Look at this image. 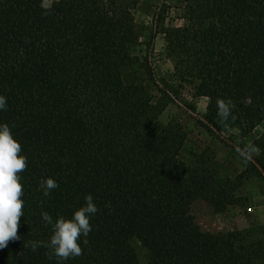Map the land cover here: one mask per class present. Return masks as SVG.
<instances>
[{"label": "trees", "instance_id": "16d2710c", "mask_svg": "<svg viewBox=\"0 0 264 264\" xmlns=\"http://www.w3.org/2000/svg\"><path fill=\"white\" fill-rule=\"evenodd\" d=\"M128 9L121 0H0V94L7 98L0 122L27 157L20 239L0 249V264H56L48 249L25 245L49 239L42 212L70 216L86 194L98 209L88 243L64 264L264 260V241L199 227L192 203L216 210L241 205L240 186L201 155L184 158L181 127L157 119L183 99L185 87L191 98H205L196 123L211 133L237 127L247 138L264 126V0H183L174 10L160 9L154 29L172 62V81L155 77L148 54L132 52ZM176 9L181 12L165 24ZM130 66L143 78L126 77ZM223 98L233 101L235 118L220 123L216 101ZM251 144L258 151L252 165L264 173V129ZM47 177L58 187L44 197L39 185ZM131 239L149 261L138 260Z\"/></svg>", "mask_w": 264, "mask_h": 264}, {"label": "rangeland", "instance_id": "374dc122", "mask_svg": "<svg viewBox=\"0 0 264 264\" xmlns=\"http://www.w3.org/2000/svg\"><path fill=\"white\" fill-rule=\"evenodd\" d=\"M51 1L43 0V3L49 4ZM98 1L106 3V0ZM121 1L127 3L134 25L132 52L148 54L155 77L172 81V62L164 54V43L154 29V18L163 7L170 6L174 10L183 4V0ZM179 12L181 10L176 9V13L171 15V19L167 18L165 24H171L172 18ZM125 76L131 80L143 78L136 66H130ZM144 84L148 85L147 82ZM181 92L179 98L183 99L167 104L158 115V122L177 123L186 136L184 158L195 159L201 155L209 167L216 168L238 182L244 198L241 205L225 207L223 210H216L202 200H195L191 205L195 221L202 230L210 233L236 230L246 243L264 241V173L252 165L258 151L251 144L252 136L264 129V126L256 128L247 138L240 135L237 127L211 133L196 123V119L201 118L205 111V98H191L185 87ZM151 93L154 96L153 102H156L157 93L155 90ZM184 99L194 109L189 108ZM130 243L141 263L151 259L149 252L136 239H131ZM251 264H264V260L255 259Z\"/></svg>", "mask_w": 264, "mask_h": 264}, {"label": "clouds", "instance_id": "9594fccd", "mask_svg": "<svg viewBox=\"0 0 264 264\" xmlns=\"http://www.w3.org/2000/svg\"><path fill=\"white\" fill-rule=\"evenodd\" d=\"M234 107L230 98L217 99L216 114L220 123L235 118L232 115ZM6 110L7 98L0 94V111ZM26 164L27 157L22 154L21 145L14 138L10 126L0 122V249L6 248L10 241L20 239L17 229L24 206L20 173ZM39 187L42 195L48 197L58 185L53 178L47 177ZM84 201L70 216L58 215L53 219L49 213L42 212L41 219L51 226V235L47 242L30 241L25 246L33 252L38 247L48 249L49 258L55 259L56 264H64L66 260L80 256L81 245H87V236L92 230L90 220L98 211L91 194H86Z\"/></svg>", "mask_w": 264, "mask_h": 264}]
</instances>
